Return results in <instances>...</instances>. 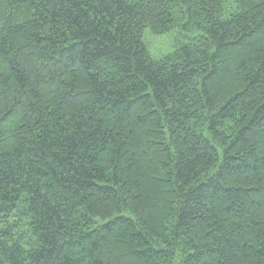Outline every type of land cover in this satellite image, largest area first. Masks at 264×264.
I'll list each match as a JSON object with an SVG mask.
<instances>
[{
  "label": "trees",
  "instance_id": "16d2710c",
  "mask_svg": "<svg viewBox=\"0 0 264 264\" xmlns=\"http://www.w3.org/2000/svg\"><path fill=\"white\" fill-rule=\"evenodd\" d=\"M0 264H264V0H0Z\"/></svg>",
  "mask_w": 264,
  "mask_h": 264
},
{
  "label": "rangeland",
  "instance_id": "374dc122",
  "mask_svg": "<svg viewBox=\"0 0 264 264\" xmlns=\"http://www.w3.org/2000/svg\"><path fill=\"white\" fill-rule=\"evenodd\" d=\"M195 35L186 33L179 27L173 32L164 35H155L151 31L146 30L144 33V42L152 57L159 60L175 53L187 43L188 39L185 36L193 37Z\"/></svg>",
  "mask_w": 264,
  "mask_h": 264
}]
</instances>
